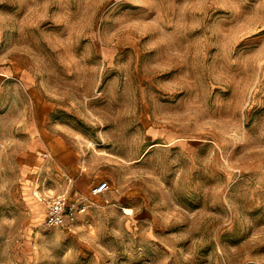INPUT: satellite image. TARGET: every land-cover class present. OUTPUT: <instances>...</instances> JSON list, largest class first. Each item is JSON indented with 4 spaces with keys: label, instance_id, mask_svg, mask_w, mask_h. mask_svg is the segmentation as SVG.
Listing matches in <instances>:
<instances>
[{
    "label": "rangeland",
    "instance_id": "obj_1",
    "mask_svg": "<svg viewBox=\"0 0 264 264\" xmlns=\"http://www.w3.org/2000/svg\"><path fill=\"white\" fill-rule=\"evenodd\" d=\"M263 61L264 0H0V264H264Z\"/></svg>",
    "mask_w": 264,
    "mask_h": 264
},
{
    "label": "built area",
    "instance_id": "obj_2",
    "mask_svg": "<svg viewBox=\"0 0 264 264\" xmlns=\"http://www.w3.org/2000/svg\"><path fill=\"white\" fill-rule=\"evenodd\" d=\"M109 189L108 181L98 182L92 188L93 195H99L105 193ZM82 210H85L86 207L81 204ZM73 206L67 205L65 199L62 197L52 198L47 201V225H59L63 222V216L65 213L71 212Z\"/></svg>",
    "mask_w": 264,
    "mask_h": 264
},
{
    "label": "bare ground",
    "instance_id": "obj_3",
    "mask_svg": "<svg viewBox=\"0 0 264 264\" xmlns=\"http://www.w3.org/2000/svg\"><path fill=\"white\" fill-rule=\"evenodd\" d=\"M121 209H122L123 213H125L126 215H132V213H133V211L130 207L121 206ZM36 214L40 217H44L46 215V205H44L41 202H38L36 205ZM68 219H69L68 215L65 214L64 220L67 221Z\"/></svg>",
    "mask_w": 264,
    "mask_h": 264
},
{
    "label": "crops",
    "instance_id": "obj_4",
    "mask_svg": "<svg viewBox=\"0 0 264 264\" xmlns=\"http://www.w3.org/2000/svg\"><path fill=\"white\" fill-rule=\"evenodd\" d=\"M11 72H12L11 67H6V69L3 71L0 70V83H2L3 80H7L10 77V75H8V73H11ZM1 93H2V91H0V94ZM39 146H41V145L38 144L36 149H40Z\"/></svg>",
    "mask_w": 264,
    "mask_h": 264
}]
</instances>
